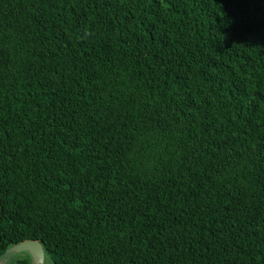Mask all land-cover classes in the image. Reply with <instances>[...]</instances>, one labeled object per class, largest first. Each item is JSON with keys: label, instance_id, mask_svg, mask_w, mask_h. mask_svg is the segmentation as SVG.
<instances>
[{"label": "trees", "instance_id": "obj_1", "mask_svg": "<svg viewBox=\"0 0 264 264\" xmlns=\"http://www.w3.org/2000/svg\"><path fill=\"white\" fill-rule=\"evenodd\" d=\"M27 239L264 264V0H0V254Z\"/></svg>", "mask_w": 264, "mask_h": 264}, {"label": "water", "instance_id": "obj_2", "mask_svg": "<svg viewBox=\"0 0 264 264\" xmlns=\"http://www.w3.org/2000/svg\"><path fill=\"white\" fill-rule=\"evenodd\" d=\"M25 252L29 255L30 264H43L46 251L41 241L37 239H27L9 246L0 254V264H7L13 255Z\"/></svg>", "mask_w": 264, "mask_h": 264}, {"label": "rangeland", "instance_id": "obj_3", "mask_svg": "<svg viewBox=\"0 0 264 264\" xmlns=\"http://www.w3.org/2000/svg\"><path fill=\"white\" fill-rule=\"evenodd\" d=\"M24 255L25 254V252H21L19 255ZM46 259H47V257H45ZM45 262L47 263V264H52V262L50 261V260H46V261H44V263L43 264H45Z\"/></svg>", "mask_w": 264, "mask_h": 264}, {"label": "bare ground", "instance_id": "obj_4", "mask_svg": "<svg viewBox=\"0 0 264 264\" xmlns=\"http://www.w3.org/2000/svg\"><path fill=\"white\" fill-rule=\"evenodd\" d=\"M22 255V254H21ZM47 259L45 258V260L44 261H46ZM45 264H47L46 262H45Z\"/></svg>", "mask_w": 264, "mask_h": 264}]
</instances>
